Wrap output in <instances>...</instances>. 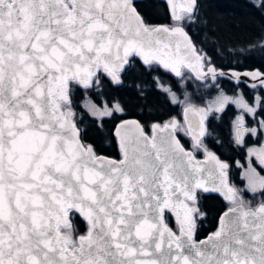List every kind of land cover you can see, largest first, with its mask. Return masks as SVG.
I'll list each match as a JSON object with an SVG mask.
<instances>
[{"label": "water", "instance_id": "water-1", "mask_svg": "<svg viewBox=\"0 0 264 264\" xmlns=\"http://www.w3.org/2000/svg\"><path fill=\"white\" fill-rule=\"evenodd\" d=\"M133 1L15 0L0 9V223L4 225L6 260L18 258L20 264H26V249L31 243L36 245L31 248L33 258L43 261L46 249L39 241L49 238L53 245L75 249L80 237L87 238L88 227L69 246L71 236L60 230L68 224L69 210L89 221L98 218V206L91 196L85 198L93 187L90 181L97 180L99 172H108L109 161L120 162L134 148L141 158L147 152L153 162L165 149L183 161L181 170L169 169L167 173L159 166L152 181L154 202L155 198L162 205L176 202L182 224L192 220L194 208L185 198L192 199L196 189L206 187L210 192L219 189L224 195L230 194L219 162L214 157L196 159L186 151L175 136L173 121L151 124V134L147 135L136 118L121 119L113 128L121 157L113 158L84 145L71 110L60 106L61 101H68L70 79L87 86L100 69L116 84L118 72L133 56L143 64L156 62L175 75L181 67L199 80L205 75L212 79L221 75L222 70H215L213 65L202 69L201 55L183 26L160 23L148 27ZM164 1L175 21L181 12L192 13L195 5L192 0ZM183 118L192 128L202 130L197 109L184 108ZM71 172H78L79 180H70ZM53 181H63V187ZM222 193L218 195L223 198ZM239 207L223 210L215 230L197 240L216 231L228 209ZM37 227L47 236H39ZM25 231L30 241L24 239Z\"/></svg>", "mask_w": 264, "mask_h": 264}, {"label": "snow or ice", "instance_id": "snow-or-ice-1", "mask_svg": "<svg viewBox=\"0 0 264 264\" xmlns=\"http://www.w3.org/2000/svg\"><path fill=\"white\" fill-rule=\"evenodd\" d=\"M14 2L15 0H0V9L6 3ZM192 3L195 4L196 0H192ZM251 3L261 15H264V0H251ZM188 11L191 12L192 8L189 7ZM2 18L3 12L0 11V22ZM260 47L264 48V39L260 41ZM246 75L254 80L260 78L261 83L264 84V72L255 70L254 73ZM252 87L255 88L256 85L253 84ZM255 99L258 102L264 101L260 96ZM233 103L240 108V104L235 100ZM2 107L3 105L0 104V108ZM244 108L255 117L259 103L256 108L249 107L245 103ZM258 123L259 128L264 130V118ZM257 132L256 127L242 130V124H237L235 143L243 145L245 133L255 137ZM193 146L195 148L196 143ZM204 151L207 154V150ZM248 154L256 155L258 162L264 166V147L258 151L249 148ZM220 163L224 169L229 168L227 163ZM2 164L3 157L0 156V167ZM141 164L145 166L141 167ZM159 166H163L164 172L167 173L169 169L181 170L183 161L165 149L153 162L147 152L141 158L135 148L130 156H125L120 162L109 161L108 172L101 171L97 180L90 181L93 187L85 196L86 199L91 196L92 202L98 206L99 214L98 218L90 221L83 215L80 216L88 227L85 233L87 238L80 237L75 249H68L59 243L53 245L51 238L47 241L40 240L39 244L46 249L42 254L43 261L39 257L33 258L31 248L36 245L30 243L26 249L29 253L26 264H264V200L255 209L245 210L243 207L228 209L221 215L217 230L207 238L197 240L196 221L191 220L188 224H182L176 202L170 201L162 205L158 198H155L154 202L152 181ZM237 166H240L239 162ZM249 167H251L250 162ZM57 171H61V168L57 167ZM252 173L258 176L255 169H252ZM69 179L79 180L78 172H71ZM53 182L63 187V181ZM82 190L86 191V186H82ZM204 191L205 194L208 193L206 187ZM213 191L217 194L222 193L219 189ZM242 191L264 196V177L259 178L258 181L248 177L246 189L233 187L230 189V194L222 193L223 198L235 203L238 193ZM243 203L245 202L241 201L242 205ZM165 211L174 214L177 221L176 231H173L166 222H161ZM194 211L199 213L200 219L204 218L205 214L200 213L198 207ZM2 219L3 202L0 199V220ZM66 226L70 231H76L74 226ZM36 231L39 236H47V232L40 231L39 227ZM24 239L30 241L26 231ZM4 247V225L0 223V264H20L18 258L5 259ZM7 247L11 248V243H8ZM49 253L54 255L50 256ZM157 254H159L158 259Z\"/></svg>", "mask_w": 264, "mask_h": 264}, {"label": "trees", "instance_id": "trees-1", "mask_svg": "<svg viewBox=\"0 0 264 264\" xmlns=\"http://www.w3.org/2000/svg\"><path fill=\"white\" fill-rule=\"evenodd\" d=\"M133 4L148 27L160 23L183 26L201 55L203 65L234 67L242 61L264 58V48L260 47V41L264 39V15L252 5L251 0H196L192 13L181 12L176 21L171 19L164 0H135ZM118 75L117 84L100 69L87 86H79L74 79H70L68 101L61 102V107L71 110V118L79 129L82 143L90 145L95 153L115 158L119 157V150L112 129L119 119L133 116L145 128L153 122H169L173 117L180 120L184 104H171L169 96L157 86L156 81L169 84L179 94L186 79L194 84H203L184 67L175 75L156 62L145 65L135 56L128 59ZM85 100L116 102L122 107V113L97 119L83 107ZM191 101L195 99L191 98ZM225 203L217 193L196 192L194 204L200 213L205 214L200 219L199 213L193 210L192 220L198 227L196 239L215 230ZM163 219L174 231L177 230L168 211H165ZM67 225L74 226L76 231H70L67 226L61 229L69 233L75 244L76 236L86 230V223L70 209Z\"/></svg>", "mask_w": 264, "mask_h": 264}, {"label": "flooded vegetation", "instance_id": "flooded-vegetation-1", "mask_svg": "<svg viewBox=\"0 0 264 264\" xmlns=\"http://www.w3.org/2000/svg\"><path fill=\"white\" fill-rule=\"evenodd\" d=\"M253 56L257 57L255 54ZM208 65L213 64H202V69L206 70V67ZM225 66V64L218 67H215L213 65L215 70H222L221 75H214L213 79L210 75H205L202 80L194 77L198 81H206V83L203 85L191 83L190 80L187 79L186 81L184 80L183 93L187 100L181 107L180 120L176 117H173L171 121L174 122L175 136L186 151L191 152L193 157L196 159L214 157L219 162L220 169L227 172L226 179L230 189L234 187L236 189L244 190L248 185V177H251L256 181H258L259 178L264 177V166H261V164L258 162L256 155L249 156L248 154L249 148L254 149V151H258L261 147H264V130H261L259 128L258 123L260 119L264 118V101L258 102L255 99V97L257 96H260L262 99H264V84L261 83L260 78L254 80L251 76L246 75L247 73H254L255 70L264 72V58L242 61L239 62V65H236L234 67ZM228 72L229 76L227 74ZM156 84L164 91L165 89H167V95L171 92H175L173 89H171L169 84L163 85L158 81H156ZM253 84L256 85L255 88L252 87ZM193 95L195 99L194 103L191 102L190 99V96L193 97ZM204 95H208L209 100H211L213 96H218L219 99L216 106L209 107L208 102H202V99L205 97ZM233 100H235L236 103L240 104V108L233 103ZM170 101L171 104H176V102H174L171 98ZM245 103H247V105L252 108H256L257 104L259 103V108L255 113V117H253L252 114L246 111V109L244 108ZM186 107H193L200 112L203 122L202 130L199 127L192 128L185 121V119L183 118V110ZM121 113L122 112L117 114ZM129 117L133 116L124 118ZM121 119H119L118 121H120ZM163 123L164 122H162L161 124ZM237 124H242V130L243 128L256 127L258 129L257 135L253 137L250 133H245L243 145H237L235 143V127ZM141 126L142 130L147 135L151 134V124L148 128L143 127V125ZM194 143H196L195 148L193 146ZM204 149L207 150V154L205 153ZM120 157L121 153L119 151V157L117 158ZM220 162L227 163L229 165V168L224 169L223 165ZM237 162H239L240 166H237ZM249 162L251 164V167H249ZM252 169H255V173H258V176L252 173ZM197 191L205 193V191L202 189H196L195 195L192 199L185 198L187 204L189 206H192L194 210L196 208L194 202L196 201ZM224 200L226 202L224 210L233 206H241L244 209H255L257 205L262 200H264V196H261L259 193L253 194L250 191H242L238 193V198L235 203H231L226 199ZM241 201H244L245 203H243L242 205ZM68 245H74L72 243V240Z\"/></svg>", "mask_w": 264, "mask_h": 264}, {"label": "rangeland", "instance_id": "rangeland-1", "mask_svg": "<svg viewBox=\"0 0 264 264\" xmlns=\"http://www.w3.org/2000/svg\"><path fill=\"white\" fill-rule=\"evenodd\" d=\"M205 83H206V81L203 82V84H205ZM203 84H200V85H203ZM167 91L168 90L165 89V92H167ZM168 96H170L169 98H171L174 102H176L178 104H179V102H182L184 104L187 100V98L185 97V95L183 93V88H182L181 94L171 92L168 94ZM204 96L205 97L202 99V102H204V101L208 102L209 107H215L216 106L218 99H219L218 96H215V97L213 96L211 100H209L208 95L207 96L204 95ZM191 98H194V95H193V97L190 96V99ZM199 101H201V100H199ZM191 102L194 103L195 101H191ZM82 105L85 108V110L88 111V113H90L94 117H97V119H99L101 117L109 116V113L111 115L113 113L122 112L121 106L116 102H106L104 100H100L99 102L96 103V102L91 101V100H85ZM61 230H63V229H61Z\"/></svg>", "mask_w": 264, "mask_h": 264}]
</instances>
